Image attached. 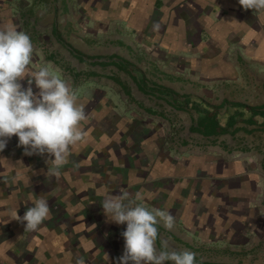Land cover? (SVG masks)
<instances>
[{
    "label": "crops",
    "instance_id": "crops-1",
    "mask_svg": "<svg viewBox=\"0 0 264 264\" xmlns=\"http://www.w3.org/2000/svg\"><path fill=\"white\" fill-rule=\"evenodd\" d=\"M6 23L30 36L29 71L48 66L73 89L86 143L69 145L57 175L47 173L49 154L6 138L0 264H118L126 224L106 216L101 187L130 200L139 192L172 215L170 229L157 224L158 250L167 241L197 264H264V125L261 115L247 119L248 107L264 110V9L239 0H0ZM206 110L215 131L199 123ZM34 196L50 212L28 229L14 216Z\"/></svg>",
    "mask_w": 264,
    "mask_h": 264
},
{
    "label": "clouds",
    "instance_id": "clouds-1",
    "mask_svg": "<svg viewBox=\"0 0 264 264\" xmlns=\"http://www.w3.org/2000/svg\"><path fill=\"white\" fill-rule=\"evenodd\" d=\"M245 8L264 9V0H239ZM33 55L30 36L16 25L0 26V150L6 138L15 134L18 145L26 154H49L47 173L59 174L66 162L69 145L86 143L82 121L86 119L83 106L77 103L73 89L48 66L29 71ZM27 77L28 85L21 83ZM37 92H34L32 84ZM102 196L103 210L117 224H126L122 232L124 253L118 264H197L196 254L190 250L171 247L163 241L158 250L157 224L173 226V217L166 210L148 208L137 192L134 199L127 193L113 194L106 187L96 190ZM50 212L43 197L34 196L32 206L23 216L14 218L26 221V228L35 229ZM108 256H105V261Z\"/></svg>",
    "mask_w": 264,
    "mask_h": 264
},
{
    "label": "trees",
    "instance_id": "trees-1",
    "mask_svg": "<svg viewBox=\"0 0 264 264\" xmlns=\"http://www.w3.org/2000/svg\"><path fill=\"white\" fill-rule=\"evenodd\" d=\"M249 109H248V111H251V115L249 116V117H247V119L249 120V121H253L252 119H254V117L256 116V115H261L262 116V118H263V120H262V122H261V125H264V110H261L259 113H258V111L256 110L257 108H255V107H248ZM203 111V110H202ZM238 112H236L235 114H237ZM204 115H206V116H203V117H201L200 118V121H199V123H202V124H204L203 122H206L205 124H206V126L208 127V129H211V131H215V125H216V123H215V121H213V117L211 118L210 116H209V112H208V110H206V113L204 114ZM243 115H245V113H243ZM210 117V118H209ZM236 122V118H235V115H233L230 119H229V121H228V124L231 126V125H233L234 123ZM204 124V125H205ZM212 127H214V128H212ZM213 129V130H212ZM224 130H226V129H224ZM227 131V130H226Z\"/></svg>",
    "mask_w": 264,
    "mask_h": 264
}]
</instances>
